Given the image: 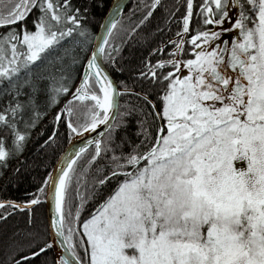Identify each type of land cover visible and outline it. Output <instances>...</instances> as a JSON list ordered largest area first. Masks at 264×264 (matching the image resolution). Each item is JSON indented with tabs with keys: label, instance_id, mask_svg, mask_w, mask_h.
Listing matches in <instances>:
<instances>
[{
	"label": "snow or ice",
	"instance_id": "6c2138e0",
	"mask_svg": "<svg viewBox=\"0 0 264 264\" xmlns=\"http://www.w3.org/2000/svg\"><path fill=\"white\" fill-rule=\"evenodd\" d=\"M95 7L0 0V177L69 144L0 200V264H264V0Z\"/></svg>",
	"mask_w": 264,
	"mask_h": 264
},
{
	"label": "trees",
	"instance_id": "16d2710c",
	"mask_svg": "<svg viewBox=\"0 0 264 264\" xmlns=\"http://www.w3.org/2000/svg\"><path fill=\"white\" fill-rule=\"evenodd\" d=\"M111 0H93V3L96 5V7L93 9L95 16L97 20H100L102 17H104V13L108 9L110 5ZM140 2V0H130L128 2V5L123 12L125 16L129 15V10L132 9L135 5H137ZM148 0H144V3H147ZM182 2V0H181ZM199 0H197V3ZM162 7L160 10L156 11L155 16L152 18V25H155L157 23V18L162 19L163 18V12L164 8L167 7L170 10H174V4L175 0H161ZM100 5H103V7H100ZM183 9L181 8L180 12L177 13V15L182 14ZM195 19V18H193ZM192 28H196L195 22L192 24ZM173 31H175V26H173ZM160 37L157 36L156 40H159ZM155 43V41H153ZM147 52L144 51L143 53L140 50H137L135 52H131L130 49H125L124 55L126 58L131 60V63L133 66L138 64L139 58L142 55H146ZM128 72H125L124 75H114V79L117 80V83H119V80L125 79L128 76ZM129 99V97H121V104L124 103L125 100ZM133 102H135V98H132ZM63 103V101H61ZM55 112V109L52 110L45 118L42 119L39 126L37 127L36 131L33 132V138H36L37 133L43 131L44 136L41 138L46 139L48 135L51 134V131L55 125L51 123L52 121V115ZM68 143V137H67V129L66 127L61 124L59 126V136L57 138V146H56V153L55 155L51 156V163H49V155L45 153L37 154L36 149L33 147L32 143H29V149L30 152H26L25 155L29 156V167L27 170L21 169V173L19 176L13 177L11 182L8 183V173L11 172V166L8 169V172L4 173L3 177H0V200H14V201H23L28 194L35 191V189L38 187L39 183L42 182V178L47 175V171L51 170V164L55 163L57 160V157L61 154V152L65 149L64 147ZM47 152V150H46ZM13 164H15V161H13ZM47 164V170L45 169L44 165ZM83 164V162H81ZM95 172H93V175ZM89 182H91V177L88 178ZM45 212L44 207H39L36 209L37 218L39 219L43 213ZM24 219L23 215H13L7 223H0V244L4 242V240L11 235V232L13 231L14 225L22 222Z\"/></svg>",
	"mask_w": 264,
	"mask_h": 264
},
{
	"label": "water",
	"instance_id": "95a60500",
	"mask_svg": "<svg viewBox=\"0 0 264 264\" xmlns=\"http://www.w3.org/2000/svg\"><path fill=\"white\" fill-rule=\"evenodd\" d=\"M129 1H130V0H119V3L122 5L123 12L125 11V9H126V7H127ZM116 2H117V0H111L108 9H107L106 12L104 13V17L110 14L111 8L114 6V4H115ZM78 144H79V141L76 140V141H74V145H73V146H77ZM68 147H69V144L67 143V145L64 147V148H65L64 150L68 149ZM64 150H63V151H64ZM59 156H60V155H59ZM59 156H58V157H59ZM58 157H57V158H58Z\"/></svg>",
	"mask_w": 264,
	"mask_h": 264
},
{
	"label": "rangeland",
	"instance_id": "374dc122",
	"mask_svg": "<svg viewBox=\"0 0 264 264\" xmlns=\"http://www.w3.org/2000/svg\"><path fill=\"white\" fill-rule=\"evenodd\" d=\"M225 38H228V37H227V35H226V37H225Z\"/></svg>",
	"mask_w": 264,
	"mask_h": 264
}]
</instances>
